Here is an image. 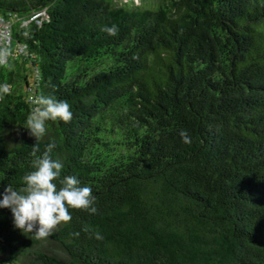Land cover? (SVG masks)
I'll return each mask as SVG.
<instances>
[{"label": "trees", "instance_id": "trees-1", "mask_svg": "<svg viewBox=\"0 0 264 264\" xmlns=\"http://www.w3.org/2000/svg\"><path fill=\"white\" fill-rule=\"evenodd\" d=\"M0 15V191L54 143L61 178L96 198L39 239L0 208V264H264V0H0ZM40 95L73 116L36 139Z\"/></svg>", "mask_w": 264, "mask_h": 264}, {"label": "clouds", "instance_id": "clouds-1", "mask_svg": "<svg viewBox=\"0 0 264 264\" xmlns=\"http://www.w3.org/2000/svg\"><path fill=\"white\" fill-rule=\"evenodd\" d=\"M109 35H115V25L103 29ZM9 91L7 84H0V95ZM33 108L25 119V128L36 139L46 133V122L72 119L71 106L66 100L53 95H40L33 100ZM184 143L191 138L186 130L180 131ZM54 143H49L46 150L36 155L31 161V170L23 177V186L16 190L11 185L0 191V208H8L12 213L13 226L23 233H31L36 238L47 237L60 222L71 219L72 209H86L95 213V196L92 188L82 184L76 175H62L63 163L50 155ZM97 238L99 233H97Z\"/></svg>", "mask_w": 264, "mask_h": 264}, {"label": "built area", "instance_id": "built-area-1", "mask_svg": "<svg viewBox=\"0 0 264 264\" xmlns=\"http://www.w3.org/2000/svg\"><path fill=\"white\" fill-rule=\"evenodd\" d=\"M45 17L46 14L45 12H39L35 14L32 18L31 21H39V17ZM12 32H13V26L12 22L2 15H0V50H5L7 49L11 42H12ZM6 60V55H2V62H5Z\"/></svg>", "mask_w": 264, "mask_h": 264}, {"label": "rangeland", "instance_id": "rangeland-1", "mask_svg": "<svg viewBox=\"0 0 264 264\" xmlns=\"http://www.w3.org/2000/svg\"><path fill=\"white\" fill-rule=\"evenodd\" d=\"M146 2V0H143ZM142 0H119V4L120 5H123V4H130V5H134V6H138V5H141Z\"/></svg>", "mask_w": 264, "mask_h": 264}]
</instances>
